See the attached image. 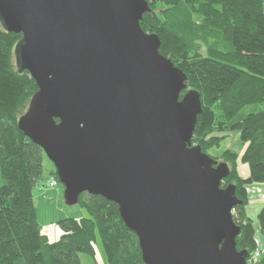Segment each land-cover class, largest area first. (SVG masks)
<instances>
[{
	"label": "water",
	"instance_id": "water-1",
	"mask_svg": "<svg viewBox=\"0 0 264 264\" xmlns=\"http://www.w3.org/2000/svg\"><path fill=\"white\" fill-rule=\"evenodd\" d=\"M146 0H0L37 84L19 129L55 166L67 206H118L144 264H247L230 174L192 145L200 94L141 29ZM185 95L182 97L183 93Z\"/></svg>",
	"mask_w": 264,
	"mask_h": 264
},
{
	"label": "trees",
	"instance_id": "trees-1",
	"mask_svg": "<svg viewBox=\"0 0 264 264\" xmlns=\"http://www.w3.org/2000/svg\"><path fill=\"white\" fill-rule=\"evenodd\" d=\"M146 1L151 11L143 16L141 29L159 37L161 54L186 74L187 91L200 94L202 113L192 145L207 154L223 141L214 134L233 128L246 146L240 162L249 166L247 180L239 175L238 154L226 153L230 162L219 163L230 167L222 188L234 186L241 202L234 217L241 229L237 250L251 257L259 246L245 209L248 185L264 184V0ZM22 39L0 24V264L20 259L24 264H82L81 256L96 259L99 237L107 264H144L138 237L124 224L118 206L100 196H81L78 206L87 218L60 221L59 240L43 235L34 191L47 156L18 126L39 90L29 72L16 65L15 49ZM255 104L259 113L231 125L244 107ZM50 174L58 179L55 169ZM257 220L264 237V207Z\"/></svg>",
	"mask_w": 264,
	"mask_h": 264
},
{
	"label": "rangeland",
	"instance_id": "rangeland-1",
	"mask_svg": "<svg viewBox=\"0 0 264 264\" xmlns=\"http://www.w3.org/2000/svg\"><path fill=\"white\" fill-rule=\"evenodd\" d=\"M200 50L204 56L208 55V49L204 44H201ZM260 111H261V107L257 104L246 106L234 118L231 125L234 126L235 123H241L249 115L259 113ZM214 135H218L219 137H222L223 141L219 148H214L213 150H206L208 151L207 155L209 154L210 157H212L213 159L215 158V160H217L218 162H225V161H229L226 153L228 154L230 152L233 154H238L240 158L238 160L237 167L240 175L241 172L239 167V164L241 163L240 159L242 157L241 155L246 149V146L242 144L240 138L241 136L239 132L237 130H234L233 128H229L224 132L215 133ZM44 164L45 165H44L42 180L40 181L38 187L34 191L35 205L36 208H38L37 216L39 219L40 227L41 229H43L42 230L43 235L48 236L51 242H56L57 240H59V237L63 234V231L58 226V223L60 221H64L66 219L77 220L79 218H87V213L83 209H81V207L78 205L73 207L66 205L65 196H64L65 187L60 184L57 178L53 177L50 174L55 169L54 164H52L47 157L44 159ZM262 185L263 184L248 185L249 202L245 209L248 212V214L250 213L252 216L254 215L256 216L260 211L259 208H255V205L257 206L260 205V203H262L260 202L257 204L258 201L262 200L264 205V192L262 191ZM233 217L235 218L238 217L237 211L235 212ZM252 223L255 225V228L258 229L256 230L257 231L256 242L259 248L264 251V243L260 242V240L264 239V237L259 229V223L257 218H256V222L252 221ZM97 248H98L97 250L98 254L96 256V259L93 260L90 257L81 256L82 264H107V260L105 259V253L101 246L100 237L98 238ZM15 263L24 264L21 259L17 260Z\"/></svg>",
	"mask_w": 264,
	"mask_h": 264
},
{
	"label": "crops",
	"instance_id": "crops-1",
	"mask_svg": "<svg viewBox=\"0 0 264 264\" xmlns=\"http://www.w3.org/2000/svg\"><path fill=\"white\" fill-rule=\"evenodd\" d=\"M239 167H240V170H241V172H240V175L242 176V178H244V179H248L249 178V166H245V165H243V164H239ZM262 191L264 192V184L262 185ZM262 192V193H263ZM260 202H262V203H260ZM258 203H260V205H255V208H259L260 209V211H259V213L255 216H252L250 213L248 214V212H247V217L249 218V219H251V220H253V221H255L256 222V218H257V216L260 214V212H261V210H262V208L264 207V205H263V201L262 200H260V201H258L257 202V204ZM261 207V208H260ZM257 227V226H256ZM256 230H258L257 228H256ZM260 242H263L264 243V239H261L260 240Z\"/></svg>",
	"mask_w": 264,
	"mask_h": 264
},
{
	"label": "built area",
	"instance_id": "built-area-1",
	"mask_svg": "<svg viewBox=\"0 0 264 264\" xmlns=\"http://www.w3.org/2000/svg\"><path fill=\"white\" fill-rule=\"evenodd\" d=\"M55 179V178H53ZM236 210L234 211L235 214ZM264 255V251L260 248L256 249L252 256L247 260V264H261L260 261L262 259V256Z\"/></svg>",
	"mask_w": 264,
	"mask_h": 264
}]
</instances>
